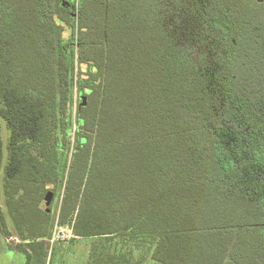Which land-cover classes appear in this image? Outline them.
<instances>
[{
    "label": "trees",
    "instance_id": "obj_1",
    "mask_svg": "<svg viewBox=\"0 0 264 264\" xmlns=\"http://www.w3.org/2000/svg\"><path fill=\"white\" fill-rule=\"evenodd\" d=\"M0 120L22 264L48 191L85 264H264V2L0 0Z\"/></svg>",
    "mask_w": 264,
    "mask_h": 264
},
{
    "label": "rangeland",
    "instance_id": "obj_2",
    "mask_svg": "<svg viewBox=\"0 0 264 264\" xmlns=\"http://www.w3.org/2000/svg\"><path fill=\"white\" fill-rule=\"evenodd\" d=\"M188 6V9L191 11V13L197 12V6L195 4H190ZM181 13L182 11L178 9L176 19ZM161 19L166 27L172 26V22L169 16L165 14V12L162 13ZM0 131L3 146H5L8 138V132L1 120ZM3 155L5 160L4 149ZM1 185L2 179L0 176V209L5 217L6 231L9 232V235H4L3 230H0V264H22L24 262L23 254L16 250V246L19 245L21 241L16 236L13 224L7 216ZM59 207L60 198H53L50 208L51 213L56 216V222L52 230V240L51 245L49 246V254L51 253L52 247L55 250L53 256L51 257L50 264H85L88 259L90 240L74 238L69 228L58 226L57 216L59 213ZM145 264L157 263L148 261Z\"/></svg>",
    "mask_w": 264,
    "mask_h": 264
},
{
    "label": "water",
    "instance_id": "obj_3",
    "mask_svg": "<svg viewBox=\"0 0 264 264\" xmlns=\"http://www.w3.org/2000/svg\"><path fill=\"white\" fill-rule=\"evenodd\" d=\"M256 1L259 2V3H263L264 2V0H256ZM82 105H85L84 100H83ZM52 200H53V193L48 191L45 194V196L43 197L42 201H41L42 209L47 212L49 210L50 206H51Z\"/></svg>",
    "mask_w": 264,
    "mask_h": 264
}]
</instances>
